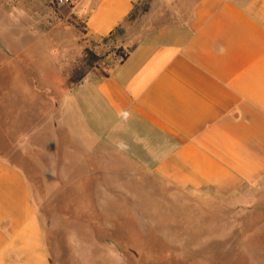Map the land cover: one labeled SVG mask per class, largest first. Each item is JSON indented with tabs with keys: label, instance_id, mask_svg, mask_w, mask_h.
Wrapping results in <instances>:
<instances>
[{
	"label": "crops",
	"instance_id": "1",
	"mask_svg": "<svg viewBox=\"0 0 264 264\" xmlns=\"http://www.w3.org/2000/svg\"><path fill=\"white\" fill-rule=\"evenodd\" d=\"M60 12L86 41L109 38L127 54L118 62L109 53L107 68L87 70L64 92L62 125L71 133L77 123L84 149L94 143L181 189H264V0H72ZM30 44L34 56L54 58L49 39ZM46 71L53 81L54 68ZM8 98H0V264H68L34 206L22 103L10 108Z\"/></svg>",
	"mask_w": 264,
	"mask_h": 264
},
{
	"label": "rangeland",
	"instance_id": "2",
	"mask_svg": "<svg viewBox=\"0 0 264 264\" xmlns=\"http://www.w3.org/2000/svg\"><path fill=\"white\" fill-rule=\"evenodd\" d=\"M60 7L0 0V98L12 96L10 108L22 103L21 161L50 248H65L71 264H264V189L222 196L177 188L94 143L84 149L78 117L71 133L62 125L67 88L123 49L109 38L86 41L81 25L75 34ZM32 38L49 39L54 58L34 56Z\"/></svg>",
	"mask_w": 264,
	"mask_h": 264
},
{
	"label": "built area",
	"instance_id": "3",
	"mask_svg": "<svg viewBox=\"0 0 264 264\" xmlns=\"http://www.w3.org/2000/svg\"><path fill=\"white\" fill-rule=\"evenodd\" d=\"M57 6H64L67 4H70L72 0H52ZM127 57V54L125 52H121L117 54V60L118 62H123Z\"/></svg>",
	"mask_w": 264,
	"mask_h": 264
},
{
	"label": "trees",
	"instance_id": "4",
	"mask_svg": "<svg viewBox=\"0 0 264 264\" xmlns=\"http://www.w3.org/2000/svg\"><path fill=\"white\" fill-rule=\"evenodd\" d=\"M54 3V1H53ZM55 4V3H54ZM136 16V11H134L131 15H130V18L129 19H133L134 17Z\"/></svg>",
	"mask_w": 264,
	"mask_h": 264
}]
</instances>
